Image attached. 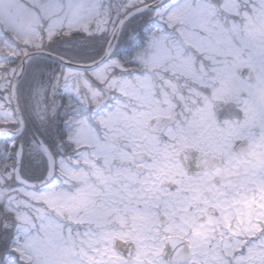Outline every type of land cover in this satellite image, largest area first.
Wrapping results in <instances>:
<instances>
[{
    "label": "snow or ice",
    "instance_id": "6c2138e0",
    "mask_svg": "<svg viewBox=\"0 0 264 264\" xmlns=\"http://www.w3.org/2000/svg\"><path fill=\"white\" fill-rule=\"evenodd\" d=\"M0 264H264V0H0Z\"/></svg>",
    "mask_w": 264,
    "mask_h": 264
}]
</instances>
